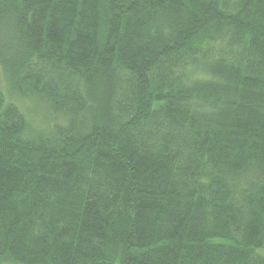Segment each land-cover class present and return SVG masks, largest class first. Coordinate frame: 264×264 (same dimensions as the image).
Instances as JSON below:
<instances>
[{"label": "trees", "instance_id": "obj_1", "mask_svg": "<svg viewBox=\"0 0 264 264\" xmlns=\"http://www.w3.org/2000/svg\"><path fill=\"white\" fill-rule=\"evenodd\" d=\"M0 264H264V0H0Z\"/></svg>", "mask_w": 264, "mask_h": 264}]
</instances>
